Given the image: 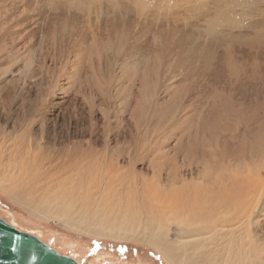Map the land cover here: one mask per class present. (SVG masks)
<instances>
[{"label":"rangeland","instance_id":"rangeland-1","mask_svg":"<svg viewBox=\"0 0 264 264\" xmlns=\"http://www.w3.org/2000/svg\"><path fill=\"white\" fill-rule=\"evenodd\" d=\"M0 181V217L82 264L171 263L10 194L141 211L179 264H264V0H0Z\"/></svg>","mask_w":264,"mask_h":264},{"label":"bare ground","instance_id":"bare-ground-1","mask_svg":"<svg viewBox=\"0 0 264 264\" xmlns=\"http://www.w3.org/2000/svg\"><path fill=\"white\" fill-rule=\"evenodd\" d=\"M174 17V16H173ZM174 18H176V17H174ZM249 42V41H248ZM175 45H179L180 44V42L177 40V41H175V43H174ZM205 59V61H207L206 60V58H204ZM20 170H21V168H20ZM15 171H17V170H15ZM20 172H22V170L20 171ZM16 173V172H15ZM14 173V174H15ZM13 174V173H12ZM20 174V173H19ZM24 174V173H23ZM22 174V175H23ZM21 175V174H20ZM19 175V176H20ZM21 175V177L22 178H25V177H23ZM25 175V174H24ZM28 175V174H27ZM7 176V175H6ZM6 176H4V178L6 177ZM14 176V175H13ZM26 176V175H25ZM3 177V176H2ZM1 177V178H2ZM17 177V176H16ZM31 177V176H30ZM3 178V179H4ZM14 178V177H13ZM12 177H11V179H8V180H12L13 179ZM2 179V180H3ZM7 179V178H6ZM6 179H4V180H6ZM16 179V178H15ZM15 179H13V181L15 180ZM20 179V178H19ZM18 178H17V180H19ZM26 179V178H25ZM27 180V179H26ZM7 181V180H6ZM12 181V182H13ZM28 181V180H27ZM1 182V181H0ZM10 182V181H9ZM21 181L19 180V183H20ZM24 182H26L25 180H24ZM2 183V182H1ZM6 183H8V182H6ZM17 183L18 182H16V185H17ZM28 183H30V182H28ZM14 184H15V182H14ZM14 184H11V185H14ZM20 184H22L23 186H24V184H26V183H24L23 184V182L22 183H20ZM19 184V186L18 187H20L21 185ZM2 185H4V184H2ZM8 185H10L9 183H8ZM30 185V184H29ZM1 186V185H0ZM23 186H21L20 188H18L17 189V192L16 193H14V194H10V193H8V194H10L11 195V197L13 198V199H16L17 201H19L20 203L22 202V200H25V201H23L24 203H22L23 205H25L27 208H33L31 211H30V209H27L30 213H32V214H34V215H37V216H40V217H42V218H48V217H50V215H52V216H56V217H60V218H62V221L64 222V223H66V224H68V226L69 225H71V226H73V227H75V229H86L87 230V232L88 233H91V234H93V235H100V234H107V236L108 235H110V236H115V237H125L126 239H139L140 241H142L143 243H149L152 247H154V249L156 248L163 256H165L167 259H168V257H169V259L171 258H173L174 257V253H173V251H172V249H171V241H170V237H168V234H167V231L169 230H167V228L165 229L162 225H161V223L159 224V226H158V224L156 225V226H158V228H155V227H153V226H150L149 224H151V222H149V226H150V228H151V230L149 229V228H146V226H145V231L150 235L149 237H146L145 235H143V233L141 232H139L140 234H138V232H137V230H135V227H133L132 225L134 224V223H132V225H129V223L131 224V219L135 222V220H136V223H137V219H138V223L140 222V220H139V218H137L138 216L137 215H140L141 214V211H139L140 212V214L138 213V214H136V216L135 215H133V217L132 218H130L129 219V217L127 218V214H124L122 217H124V219L123 218H121L123 221H120L119 223H117V225H116V223H108V222H104L103 223V221H102V218L100 219V218H98L99 216H102L103 217V215L104 214H99L100 212H102L104 209L103 208H105V205H107V204H105V202H103V204H105V205H103V204H101L100 206L102 207V205H103V208H99V209H103L102 211H99V209L97 208V209H95V207H94V209H92V214L91 213H88V212H90V210H91V208H90V206H89V211H87L86 212V209H87V207H85L86 209H84V207L83 206H80L79 204H78V207L79 208H77V206L75 205V203H73V202H71V201H69V200H71V199H68V197H66V196H63L61 199L62 200H59L58 198H55V195L52 197V196H50V195H48V196H43V197H41V198H39L38 200H35V198H33L34 199V206H33V204H32V201H31V199H27V198H31L30 196L28 197V195L26 196V198L24 199V195H26V194H28L29 192H28V186H27V188H26V185H25V187H23ZM86 186V185H85ZM2 187V186H1ZM12 188V187H11ZM25 190V191H24ZM89 191V190H88ZM86 192V191H85ZM57 193H58V191H57ZM88 193V192H87ZM50 194V193H49ZM53 194H55V193H53ZM103 195V194H102ZM60 196V195H59ZM90 196H91V194H90ZM109 196V195H108ZM107 197V196H106ZM68 199V202L66 201ZM89 200V199H88ZM50 201H53L54 202V204H55V206H57V209L58 210H55V212H50L49 211V208H47L48 209V212H44V211H42V212H39L35 207H37V205L38 204H40V203H42L43 205H45V206H47V205H49V202ZM97 201V200H96ZM99 201V200H98ZM97 201V203H101L100 201L98 202ZM103 201H104V199H103ZM106 201V200H105ZM115 201V200H114ZM120 201V200H119ZM27 202V203H26ZM87 202V201H86ZM122 202V201H121ZM58 203H60V205H57ZM96 203V202H95ZM110 204H111V202H109ZM115 204H116V202H114ZM113 203V204H114ZM118 203V202H117ZM51 204V203H50ZM77 204V203H76ZM86 204V203H85ZM92 204V203H91ZM93 204H94V202H93ZM112 204V205H113ZM119 204V203H118ZM132 204V203H131ZM76 207H75V206ZM95 205V204H94ZM98 205V204H97ZM96 205V206H97ZM111 205V206H112ZM120 205V204H119ZM119 205H118V207H119ZM128 205V204H127ZM133 205V204H132ZM44 206V207H45ZM108 206V205H107ZM111 206H110V208H111ZM114 206V205H113ZM121 206V205H120ZM41 208H43V207H41ZM46 208V207H45ZM53 208V207H52ZM70 208V209H69ZM120 208V207H119ZM124 208V207H123ZM128 208V207H127ZM136 208H138V207H136ZM44 209V208H43ZM62 209V210H61ZM112 209V208H111ZM117 209V208H116ZM121 209V208H120ZM134 209V208H133ZM46 210V209H45ZM105 210H106V208H105ZM115 210V209H114ZM127 210V209H126ZM126 210H124V211H126ZM52 211H54V210H52ZM109 211H111L110 209H109ZM119 211H121V210H119L118 209V212ZM49 212H50V214H49ZM71 212H73V214L71 213ZM99 212V213H98ZM111 212H113L114 213V216H116L117 215V213H116V215H115V212L114 211H111ZM127 212V211H126ZM129 212V211H128ZM131 212V211H130ZM133 212V211H132ZM72 215H71V214ZM136 213V212H135ZM146 213V212H145ZM145 213H143L142 215H144ZM152 213V212H151ZM160 213V212H159ZM188 213H190V212H188ZM194 213H196V212H194ZM193 213V214H194ZM214 214H215V212H213ZM225 213H227L228 214V212H225ZM109 214V213H108ZM111 214V213H110ZM146 214H148V213H146ZM160 214H162V213H160ZM201 214H203V212H201ZM226 214V215H227ZM154 215V214H153ZM153 215H152V217H153ZM192 215V214H191ZM204 216H205V214H203ZM222 214H220V216H221ZM111 216V215H110ZM155 216V215H154ZM173 216V215H172ZM176 216V215H175ZM193 217H191V218H195L194 217V215H192ZM210 216V215H209ZM208 216V217H209ZM119 217V219H120V217L121 216H118ZM118 217H116V220H114L115 222L118 220ZM137 219H136V218ZM152 217H150V218H152ZM161 217H165V216H161L160 215V217L158 218V220L159 221H161L163 218H161ZM203 217V216H202ZM234 217V216H233ZM170 218H172V217H170ZM197 218V217H196ZM199 218V217H198ZM210 218V217H209ZM213 218V217H212ZM215 218V217H214ZM221 218H223V217H221ZM225 218V217H224ZM223 218V219H224ZM236 217H234V219H235ZM203 219V218H202ZM216 219V218H215ZM233 218L231 217V220H232ZM238 219V218H237ZM127 220H130L129 221V223H128V221ZM154 220V219H153ZM165 220V219H164ZM164 220H163V222H164ZM175 220H176V218H175ZM195 220V219H194ZM193 220V221H194ZM204 220H206V219H204ZM220 220V219H219ZM222 220V219H221ZM229 220V219H228ZM231 220H229V221H231ZM236 220V219H235ZM234 220V221H235ZM147 221V220H146ZM157 221V220H156ZM177 222L179 221V220H176ZM216 221V220H215ZM224 220H222L221 222H223ZM196 222H198V220H196ZM216 222H218V220L216 221ZM225 222V221H224ZM165 223H166V221H165ZM168 223V222H167ZM173 223V222H172ZM174 223H176L175 221H174ZM188 223L190 224H192V222H190V220L188 221ZM198 223H200V221L198 222ZM207 223H209V221H207ZM211 224H212V221L210 222ZM225 223H227V222H225ZM236 223V222H235ZM190 224V225H191ZM193 224H194V222H193ZM192 224V225H193ZM202 224V223H201ZM205 224V223H204ZM229 224H233V220H232V223H229ZM136 225V224H135ZM134 225V226H135ZM138 225V224H137ZM136 225V226H137ZM152 225V224H151ZM165 225V224H164ZM180 225V224H179ZM195 225H196V223H195ZM198 225V224H197ZM212 225H214V224H212ZM211 225V226H212ZM220 225H224V224H220ZM228 225V224H227ZM226 225V226H227ZM155 226V225H154ZM166 226H167V224H166ZM182 227L184 226V225H181ZM185 226L187 227L188 225L187 224H185ZM204 225H202V227H203ZM219 226V225H218ZM233 226H234V224H233ZM144 227V226H143ZM192 227V226H191ZM199 227V226H198ZM205 227V226H204ZM210 227V226H209ZM208 227V228H209ZM214 227H215V225H214ZM213 227V228H214ZM232 227V226H231ZM239 227V226H238ZM155 228V229H154ZM175 230H174V234L173 235H177V233H179V234H181L182 233V231L180 230V228L178 227V225H175ZM189 228V227H188ZM196 228V227H195ZM194 228V229H195ZM205 228H207V226L205 227ZM204 228V229H205ZM222 228V227H221ZM224 228V227H223ZM223 228H222V230H223ZM228 229H229V227H227ZM136 229H137V227H136ZM185 229V228H184ZM193 229V228H192ZM218 229V228H217ZM217 229H216V231H217ZM225 229V228H224ZM235 229V228H234ZM237 229V228H236ZM128 230V231H127ZM153 230H154V232H153ZM190 230V229H189ZM188 230V231H189ZM211 230H212V228H211ZM215 230V229H214ZM155 231H157V232H155ZM184 231V230H183ZM193 231V230H192ZM195 231H198V230H195ZM207 231V230H206ZM206 231H204V232H206ZM219 231V230H218ZM221 231V230H220ZM153 232V233H152ZM194 232V231H193ZM211 232V231H210ZM213 232V231H212ZM230 231H228V233H229ZM190 233H191V231H190ZM197 233H200V231L199 232H197ZM196 233V234H197ZM219 233V232H218ZM221 233V232H220ZM222 233H224V231L222 232ZM194 234V233H193ZM230 234V233H229ZM211 235V234H210ZM214 235V234H213ZM223 235V234H222ZM224 235H226V237L227 238H229V236H227L228 234H224ZM174 236V237H175ZM217 236H218V234H217ZM220 236V235H219ZM234 236V235H233ZM177 238L179 237V236H176ZM195 237V236H194ZM193 237V238H194ZM197 237H199V236H197ZM207 237V236H206ZM214 237H215V235H214ZM225 237V236H224ZM238 237V236H237ZM237 237H235V238H237ZM180 238L182 239V237L180 236ZM200 238V237H199ZM199 238H197V239H199ZM204 238V237H203ZM202 238V239H203ZM209 238H211V237H209ZM208 238V239H209ZM216 238V240H217V237H215ZM215 238H214V240H215ZM172 239V238H171ZM184 239V238H183ZM188 239V238H187ZM186 239V240H187ZM197 239H195V240H197ZM219 239V238H218ZM220 239H221V236H220ZM223 239V238H222ZM222 239H221V241H222ZM225 239V238H224ZM223 239V240H224ZM230 239H232V238H230ZM239 239V238H238ZM168 240V241H167ZM174 240H176V239H174ZM189 240V239H188ZM191 240V239H190ZM191 241H193V240H191ZM202 242V241H201ZM212 242V241H211ZM210 241H208V243H211ZM214 242V241H213ZM228 242H229V239H228ZM235 242V241H234ZM231 243V242H230ZM176 243H174V245H175ZM182 244V243H181ZM184 244V243H183ZM200 244V243H199ZM203 244H204V242H203ZM205 244H207V243H205ZM218 244H219V242H218ZM235 244V243H234ZM173 245V244H172ZM220 245V244H219ZM227 245V247L226 248H230L231 247V245H228V244H226ZM184 246L185 245H183V248H184ZM192 246V245H191ZM199 246V245H198ZM198 246H195V247H198ZM200 246H202V245H200ZM211 246V245H210ZM218 246V245H217ZM220 246H222V244L220 245ZM189 247V246H188ZM204 247V246H203ZM186 248V247H185ZM216 248V247H215ZM225 248V247H224ZM233 248V247H232ZM241 248V247H240ZM181 249V248H180ZM185 250V249H184ZM226 252H227V250L226 249H224ZM223 250V251H224ZM230 250H231V248H230ZM178 251H179V249H178ZM204 251V250H203ZM216 251H217V249H216ZM219 251V250H218ZM177 252V251H176ZM232 252V251H231ZM202 253V252H201ZM217 253V252H216ZM221 253V252H220ZM238 253V252H237ZM194 254V253H193ZM222 254H223V252H222ZM224 254H225V252H224ZM223 254V255H224ZM227 254L230 256V254L227 252ZM235 254V253H234ZM222 255V256H223ZM226 255V254H225ZM238 255V254H237ZM71 256V255H70ZM176 256V255H175ZM228 256V257H229ZM73 257V256H72ZM164 257V258H165ZM201 257V256H200ZM217 257V256H216ZM228 257H227V259H228ZM74 258V257H73ZM219 258H220V256H219ZM75 259V258H74ZM217 259H218V257H217ZM222 258H220V260H221ZM224 259H225V257H224ZM169 261V260H168ZM175 261V260H174ZM221 261H223V259L221 260ZM173 262V261H172ZM176 263L175 264H179L180 263V261L178 262L177 261V259H176V261H175ZM262 262V261H261ZM207 263H209V262H207ZM217 264H220V263H217Z\"/></svg>","mask_w":264,"mask_h":264},{"label":"water","instance_id":"water-1","mask_svg":"<svg viewBox=\"0 0 264 264\" xmlns=\"http://www.w3.org/2000/svg\"><path fill=\"white\" fill-rule=\"evenodd\" d=\"M0 264H82L0 217Z\"/></svg>","mask_w":264,"mask_h":264},{"label":"crops","instance_id":"crops-1","mask_svg":"<svg viewBox=\"0 0 264 264\" xmlns=\"http://www.w3.org/2000/svg\"><path fill=\"white\" fill-rule=\"evenodd\" d=\"M213 241L216 242L217 240H216V241L213 240ZM217 242H218V241H217ZM218 246L220 247L219 244H218ZM208 247H209V246H208ZM208 247H207V248H208ZM152 249H153V248H152ZM153 250H154V252H155V254H156V255H154L156 258H158V259H159V258H162V257L160 256L161 253H160L158 250H155V249H153ZM158 252H159L160 254H159ZM161 255H162V254H161ZM162 256H163V255H162ZM163 257H165V256H163ZM165 259H166L167 261L169 260L168 262L171 263V264H175V263H176V262H175V261H176V257H173L172 259H171V258L169 259V257H168V259H167V258L165 257ZM165 259H163V260H165ZM174 260H175V261H174ZM172 261H173V262H172Z\"/></svg>","mask_w":264,"mask_h":264}]
</instances>
